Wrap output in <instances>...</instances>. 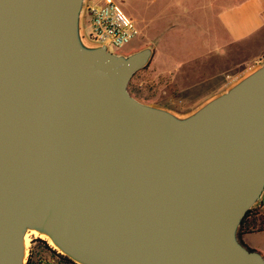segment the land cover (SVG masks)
<instances>
[{"label": "water", "instance_id": "obj_1", "mask_svg": "<svg viewBox=\"0 0 264 264\" xmlns=\"http://www.w3.org/2000/svg\"><path fill=\"white\" fill-rule=\"evenodd\" d=\"M87 0H0V264H264V58L192 108L130 93L153 42L84 34ZM35 230V231H34Z\"/></svg>", "mask_w": 264, "mask_h": 264}, {"label": "rangeland", "instance_id": "obj_2", "mask_svg": "<svg viewBox=\"0 0 264 264\" xmlns=\"http://www.w3.org/2000/svg\"><path fill=\"white\" fill-rule=\"evenodd\" d=\"M235 1L195 0L196 8L193 3L192 11L184 13L177 9L170 12L166 0H142L143 7L138 9L139 14L159 17L152 22L149 36L139 33L120 51L128 52L148 42L154 43L155 50L150 62L131 77L128 84L130 93L141 100L149 99L177 111H185L204 99L199 94L210 84L225 78L232 80L230 74L234 67H227L225 59H229L233 52L224 48L225 33L217 14L223 6ZM163 24L166 32L154 31L153 28L157 30ZM207 48L213 50L204 54L202 50ZM164 56L168 59L167 65H163L166 60ZM175 60L185 64L175 65ZM217 61L221 70L212 72L217 68ZM173 77L187 82L174 83ZM203 78L206 81H201ZM188 82L190 86H186ZM58 253L43 239L33 237L28 260L30 264H72L63 260Z\"/></svg>", "mask_w": 264, "mask_h": 264}, {"label": "crops", "instance_id": "obj_3", "mask_svg": "<svg viewBox=\"0 0 264 264\" xmlns=\"http://www.w3.org/2000/svg\"><path fill=\"white\" fill-rule=\"evenodd\" d=\"M117 1L126 14H128L136 22L139 33L143 34V36H149L148 34H150L151 31L150 26L152 22L158 19L159 16L154 15L152 17H143L139 14L138 9L143 7L142 0ZM193 3L196 8L195 0H183V2L178 0H166V7L170 10V12H172L171 10L177 9L179 11H183L184 13H188L193 9ZM217 17L225 33V41L223 43L224 48L233 52V55L229 59H225L227 67L229 65L234 67V71L230 74L233 80V78L240 76L256 62L264 58V0H236L230 5L223 6L222 9L218 11ZM153 29L154 31L161 33L166 32L164 24L157 30H155V28ZM212 50L213 49L207 48L202 50V52L205 54L207 52L210 53ZM164 59H166L165 56ZM181 63L182 65L185 64L182 61H174L175 65ZM212 63L214 62L212 61ZM215 63L217 68L212 69V72H218L221 70L218 66L219 62L217 61ZM167 64L168 59L164 60L163 65ZM232 80L226 78L224 80L220 79L207 86L204 89V92L200 93L199 96L204 97L205 99L216 91L224 88L227 83L229 84ZM173 81L177 84L187 82L186 80H178L174 77ZM201 81H206V79L203 78ZM187 85L190 86L191 83L188 82L186 86ZM144 101L157 103V101L149 99H145ZM261 212H264V200L258 206V212L254 215L255 220L257 219V215ZM244 227L245 225L241 226V228L239 226L238 230L239 237L242 242L249 248L259 250L264 255V229L246 230Z\"/></svg>", "mask_w": 264, "mask_h": 264}, {"label": "built area", "instance_id": "obj_4", "mask_svg": "<svg viewBox=\"0 0 264 264\" xmlns=\"http://www.w3.org/2000/svg\"><path fill=\"white\" fill-rule=\"evenodd\" d=\"M139 33L136 22L117 0H87L84 9V34L92 41L120 51ZM264 196V195H263Z\"/></svg>", "mask_w": 264, "mask_h": 264}, {"label": "trees", "instance_id": "obj_5", "mask_svg": "<svg viewBox=\"0 0 264 264\" xmlns=\"http://www.w3.org/2000/svg\"><path fill=\"white\" fill-rule=\"evenodd\" d=\"M264 196L262 199L259 200L257 204L254 206L250 207L249 209L246 210L244 216L242 217L241 226L245 225L244 229L246 230H254V229H264V212H261L257 215V219L255 220V216L258 212V206L263 202ZM248 219V220H247ZM239 234V232H238ZM58 255L65 261L70 262L72 264H76L73 260H71L68 256L58 253ZM29 263V260L27 262Z\"/></svg>", "mask_w": 264, "mask_h": 264}, {"label": "bare ground", "instance_id": "obj_6", "mask_svg": "<svg viewBox=\"0 0 264 264\" xmlns=\"http://www.w3.org/2000/svg\"><path fill=\"white\" fill-rule=\"evenodd\" d=\"M35 231V230H34Z\"/></svg>", "mask_w": 264, "mask_h": 264}]
</instances>
